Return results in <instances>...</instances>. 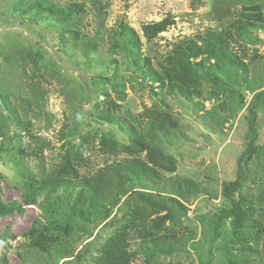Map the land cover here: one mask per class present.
I'll return each instance as SVG.
<instances>
[{
	"label": "rangeland",
	"instance_id": "rangeland-1",
	"mask_svg": "<svg viewBox=\"0 0 264 264\" xmlns=\"http://www.w3.org/2000/svg\"><path fill=\"white\" fill-rule=\"evenodd\" d=\"M73 4L84 11L72 12ZM253 5L260 6L262 19L236 30L240 12ZM60 16L65 21L58 22ZM166 17L174 25L146 43L142 27ZM120 21L137 33L139 48L110 37ZM209 31L226 38L244 70L221 54L218 62L210 57L202 44ZM183 40L202 46V54L189 59L190 89L197 92L190 98L161 89L146 74L148 68H168L173 44ZM263 90L264 0H0V204L14 209L0 217V264H94L112 224L122 222L129 207L145 205L146 197L156 202L146 209L149 221L166 216L164 227L183 242L179 251L156 255L152 263L264 264V100L256 110V151L246 156L248 108ZM144 108L162 110L172 122L153 138L176 163L175 173L158 170L167 192L138 185L113 209L110 223L97 226L72 218L67 209L57 211V221L72 227L71 235L51 232L67 255L57 262L54 252L33 248L26 233L35 218L44 220V200L38 196L27 205L26 196L57 169L66 150L80 153L73 164L81 176L130 158L99 144L104 135L129 145L126 130L103 116L137 128ZM136 156L144 159V153ZM237 178L234 199L245 204L233 223L225 220L216 230L215 216L230 206L222 184ZM175 183L184 198L169 188ZM83 230H92L89 239ZM136 239L132 229L129 249L139 254L130 264H148Z\"/></svg>",
	"mask_w": 264,
	"mask_h": 264
},
{
	"label": "trees",
	"instance_id": "trees-1",
	"mask_svg": "<svg viewBox=\"0 0 264 264\" xmlns=\"http://www.w3.org/2000/svg\"><path fill=\"white\" fill-rule=\"evenodd\" d=\"M70 8L76 14L84 11L83 6L80 4H73ZM59 19H57L58 22H63L65 21V16H60ZM261 19L260 6L253 5L245 7L244 11L240 12L233 26L236 30H240ZM173 25L174 21L171 17L146 24L141 29L142 36L146 43H151ZM110 37L113 40L121 38L129 46H138L139 48L137 33L122 21L118 24L117 32ZM205 37L204 40L202 39V44L207 48L210 57L216 62H218L219 54H221L233 66L236 65L243 70L246 68V64L243 61L232 59L233 53L228 47L226 38L211 31ZM200 54H202V46L193 40H183L173 44L170 55L166 58L168 68L161 72L148 68L146 71L147 77L160 86L161 89L190 98L192 93L196 94L197 92L190 89L191 75L188 74L192 73V71H190L189 59L197 58ZM138 61L136 58L135 62L138 63ZM144 61L146 66L148 61L147 59ZM220 67L223 68L222 66ZM184 73L187 75H183ZM263 100L264 90L254 95L253 101L248 108V126L251 137L248 141L247 158H250L256 151L254 146V142L258 137L256 110ZM103 117V120L108 122V124L117 125L121 129L126 130L129 145L120 146L115 140L104 135L99 137V144L102 147H106L109 153L115 155L116 152H122L130 158L112 161L111 164L96 170L91 176H81L73 164V158L80 156V153H72L66 150L62 162L53 172L54 174L52 173L40 181L32 193L25 198L27 205H33L36 197H43L44 203L40 205V209L43 211L44 220L35 218L34 225L26 233V237L33 248L49 254L54 252L57 255V262L65 258L68 249L57 245V241L51 232L59 230L66 235H71L72 233L69 221H57L55 216L57 211L64 212L67 209V214L72 218L94 226L107 220L109 222L112 219L113 209L119 207L125 198L135 193V188L138 185L144 183L145 186H148L147 183H149L150 187H155V193L157 191L166 193L167 187L161 181L158 170L168 173H175L176 171L175 160L165 155L153 142L155 135L172 125L171 119L166 116V112L144 108L143 113L138 116V118L143 120V126L137 128L113 115L107 114ZM138 153H144V159L137 157L136 154ZM175 184L169 186V188H173L172 190L175 191V194L182 198L184 196L183 187L181 183ZM239 190V178L233 182H224L222 184L223 197L230 203V206L220 209L215 216L216 230L221 227L225 220L230 219L233 223L240 215L245 199L239 198L237 201L234 199V194ZM141 196L147 195L143 194ZM155 204L156 202L150 197H146L145 205L142 207L134 205L135 207H129L128 211L123 212L122 222L115 225L112 224L111 233L100 243L96 250L95 257H93L94 264H130L133 257L139 254L137 251H130L129 249L130 245L127 238L132 229L136 232V240L140 242L139 249L147 257L148 264H158V262L152 263L156 255H172L179 251L177 246L183 242L179 239L177 240L175 232L168 231L164 227L166 216L160 217L155 221H149L147 218L149 215H147L146 209L155 207ZM180 206L182 205L180 204ZM18 210L22 211L20 208ZM13 211L12 205L0 204V217L9 215ZM44 214H47V217ZM83 232L86 239H89L92 235V230H83ZM218 235V232H216V236ZM229 264L237 263L231 260Z\"/></svg>",
	"mask_w": 264,
	"mask_h": 264
}]
</instances>
